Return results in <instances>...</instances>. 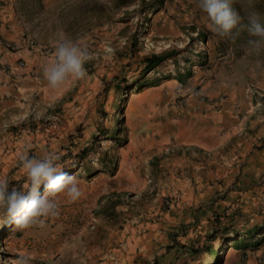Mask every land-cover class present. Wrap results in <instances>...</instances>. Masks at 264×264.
Wrapping results in <instances>:
<instances>
[{
	"label": "rangeland",
	"instance_id": "rangeland-1",
	"mask_svg": "<svg viewBox=\"0 0 264 264\" xmlns=\"http://www.w3.org/2000/svg\"><path fill=\"white\" fill-rule=\"evenodd\" d=\"M232 7L244 23L252 13L264 23V0ZM208 24L198 0H0V39L9 37L0 43L32 51L42 70L62 38L92 57L62 95L25 99L3 118L0 178L9 190L30 183L19 161L27 150L57 154L82 195L59 194V215L23 231L0 209V264L21 253L33 254L31 264H123L127 243L141 237L158 248L140 264H264V51L248 48L246 30L221 38ZM152 55L165 59L145 71ZM201 95L218 107L200 104ZM158 98L151 115L226 112L233 126L221 128L214 149L159 153L153 126L135 128L142 100Z\"/></svg>",
	"mask_w": 264,
	"mask_h": 264
},
{
	"label": "clouds",
	"instance_id": "clouds-1",
	"mask_svg": "<svg viewBox=\"0 0 264 264\" xmlns=\"http://www.w3.org/2000/svg\"><path fill=\"white\" fill-rule=\"evenodd\" d=\"M234 0H198V7L207 14L208 28L221 38L235 39L246 30L250 37L248 48L256 54L264 51V23L256 13L244 17L232 7ZM235 30V31H234ZM86 47L68 38L57 42L53 59L44 67L43 76L52 89H60L70 81L87 76L85 64L91 59ZM176 91L184 94V86L177 84ZM60 157L55 153H44L42 158L30 156L25 150L19 155L21 167L26 171L29 184L25 191L12 188L6 178H0V209H5L14 227L12 231H23L33 226L43 227L49 217L59 215V194H66L71 201L78 200L81 189L77 178L68 175L59 166ZM43 186V194L40 188ZM33 254H18L10 264H31Z\"/></svg>",
	"mask_w": 264,
	"mask_h": 264
},
{
	"label": "crops",
	"instance_id": "crops-1",
	"mask_svg": "<svg viewBox=\"0 0 264 264\" xmlns=\"http://www.w3.org/2000/svg\"><path fill=\"white\" fill-rule=\"evenodd\" d=\"M0 40L9 39L8 36H1ZM22 59L27 62V69L17 67V60ZM39 60L32 51L27 48L18 51H8L0 43V128L4 124L5 116L9 112L18 111L17 106L23 107V101L41 103L55 95H62L63 87L52 89L43 76V70L38 66ZM41 65V64H39ZM33 68L35 70H33ZM31 70V74L28 71ZM161 102L142 100L135 122V128L144 129L152 125L156 130L154 143L159 153L168 150H179L192 147L198 150L214 149L222 145L225 141L221 134V128L233 126V121L228 118L227 113L220 115L191 113L187 108H180L178 111L172 109L159 108L151 115L152 106ZM151 115V116H150ZM125 163V160H122ZM133 243H127L128 249L122 255L123 264H132L135 260V250L138 248L139 256L136 263H145L150 259L152 253L157 248V242L152 241V237L132 238Z\"/></svg>",
	"mask_w": 264,
	"mask_h": 264
},
{
	"label": "trees",
	"instance_id": "trees-1",
	"mask_svg": "<svg viewBox=\"0 0 264 264\" xmlns=\"http://www.w3.org/2000/svg\"><path fill=\"white\" fill-rule=\"evenodd\" d=\"M165 59V56L164 55H152V56H149V57H145L143 60H144V70L145 71H150L152 70L154 67H156L160 62H162L163 60ZM257 231V227H254L252 230L248 231L245 233V236L246 237H251L255 232ZM258 244V241L255 242V244ZM194 248L191 247V246H188L186 248V251H193ZM212 252V248H209L207 250V254L211 253Z\"/></svg>",
	"mask_w": 264,
	"mask_h": 264
},
{
	"label": "built area",
	"instance_id": "built-area-1",
	"mask_svg": "<svg viewBox=\"0 0 264 264\" xmlns=\"http://www.w3.org/2000/svg\"><path fill=\"white\" fill-rule=\"evenodd\" d=\"M2 45H3V47H4L6 50H8V51L13 52V51L15 50L14 46H13L12 44H10V43H4V44H2ZM16 65H17V67L20 68V69H25L26 66H27L26 62H25L24 60H22V59L17 60ZM198 102H199L200 104H205V107H207L208 109H209V108H216V107H218V104H217V103H211V102H209V101H208L204 96H202V95L199 96V98H198Z\"/></svg>",
	"mask_w": 264,
	"mask_h": 264
},
{
	"label": "bare ground",
	"instance_id": "bare-ground-1",
	"mask_svg": "<svg viewBox=\"0 0 264 264\" xmlns=\"http://www.w3.org/2000/svg\"><path fill=\"white\" fill-rule=\"evenodd\" d=\"M132 96V94L130 93V97ZM6 260H8V259H6ZM8 264H10V262H8Z\"/></svg>",
	"mask_w": 264,
	"mask_h": 264
}]
</instances>
